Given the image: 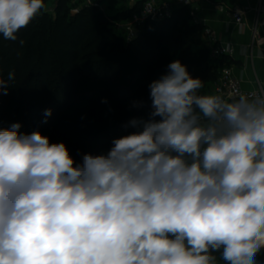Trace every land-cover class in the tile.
I'll use <instances>...</instances> for the list:
<instances>
[{"label": "clouds", "instance_id": "obj_1", "mask_svg": "<svg viewBox=\"0 0 264 264\" xmlns=\"http://www.w3.org/2000/svg\"><path fill=\"white\" fill-rule=\"evenodd\" d=\"M42 8L0 0V34L16 41ZM168 69L148 117L124 125L135 131L79 164L39 131H0V264H258L264 96L202 95L180 61Z\"/></svg>", "mask_w": 264, "mask_h": 264}, {"label": "trees", "instance_id": "obj_2", "mask_svg": "<svg viewBox=\"0 0 264 264\" xmlns=\"http://www.w3.org/2000/svg\"><path fill=\"white\" fill-rule=\"evenodd\" d=\"M69 1L59 0L55 21L48 13L36 15L16 41L0 34L9 72L15 73L14 95L2 107L0 131L14 123L23 134L39 131L50 143H65L77 164L86 153L106 154L114 139L135 131L124 127L131 118L148 117L149 85L168 73L171 62L180 61L193 78L201 79L200 94L210 90L227 63H213L208 46L197 55L193 52L192 45L204 43L207 27L193 23L190 5L176 8L171 19L147 22L139 36L127 42L107 30L98 8L85 7L70 19ZM142 2L115 18H126ZM141 101L142 107L135 106ZM15 104V122L9 125ZM46 109L52 110L47 118ZM219 253L213 254L217 258ZM257 261L264 262V249Z\"/></svg>", "mask_w": 264, "mask_h": 264}, {"label": "built area", "instance_id": "obj_3", "mask_svg": "<svg viewBox=\"0 0 264 264\" xmlns=\"http://www.w3.org/2000/svg\"><path fill=\"white\" fill-rule=\"evenodd\" d=\"M74 1V0H73ZM86 8H98L101 11L107 9V0H76ZM120 1V0H118ZM122 1V0H121ZM126 8L132 9L140 0H123ZM209 2L210 0H202ZM258 2L256 9L255 23L252 26V33L255 41L260 40L259 26L264 24V0H256ZM197 0H143L140 6L129 16L122 20L114 18V32L123 36L127 42L136 39L145 24L151 22H162L171 19L174 16L176 8L184 5H190L192 8L193 22L200 24L196 17ZM78 11V10H73ZM230 11L234 20L241 26H246V8L236 3ZM203 38L208 44L210 50V58L219 62L224 59H230L234 55V47L230 44H221L216 42V38L212 29L206 28ZM207 95H221L225 100L238 98L240 94L252 96H264V80L257 81V87L253 90H245L241 85V80L237 78L231 67L224 66L220 70L219 77L212 84ZM202 94V95H204Z\"/></svg>", "mask_w": 264, "mask_h": 264}, {"label": "crops", "instance_id": "obj_4", "mask_svg": "<svg viewBox=\"0 0 264 264\" xmlns=\"http://www.w3.org/2000/svg\"><path fill=\"white\" fill-rule=\"evenodd\" d=\"M236 3L247 10L246 26L239 25L232 16L230 8ZM257 5L256 0H219L216 3L197 0L195 7L197 19L212 29L216 42L234 47V55L224 66L232 68L245 90L255 89L257 81L264 80V24L259 26V41L254 40L252 33Z\"/></svg>", "mask_w": 264, "mask_h": 264}, {"label": "rangeland", "instance_id": "obj_5", "mask_svg": "<svg viewBox=\"0 0 264 264\" xmlns=\"http://www.w3.org/2000/svg\"><path fill=\"white\" fill-rule=\"evenodd\" d=\"M212 3H216L219 0H210ZM58 3L59 0H44V8L41 9V11L37 14V15H42L44 13H48L50 15V17L52 18V20H56L57 19V15H58ZM107 9L104 11H101L102 16L106 19L107 22V30L115 33L114 32V27H113V20L116 17V15L118 14L119 11H122L126 8V3L122 0L118 1V0H107ZM68 7L69 10H67L66 12L68 13V17L70 19L75 18L78 14H80V12L85 8L84 6H82L79 2H77L76 0H70L68 3ZM78 10V11H73V10ZM194 23V22H193ZM204 40V39H203ZM208 46L206 40H204V43H200V44H194L192 45V49L193 52L197 55L200 53L201 50H204L206 47ZM210 60L215 63V60H212L210 58ZM9 73V66H8V62H7V58L3 49V40L0 37V77L3 78H7V75ZM208 89H204L202 90L201 94L204 93H208ZM14 95V86L13 83L11 82V86L8 88L7 94H3L2 92H0V114L2 115L5 108L4 107L9 99L11 98V96ZM15 106L13 107L12 111H9V121L8 124L12 125L15 122ZM216 264H227L226 261H223L221 258V254L219 253L218 257L216 258Z\"/></svg>", "mask_w": 264, "mask_h": 264}]
</instances>
